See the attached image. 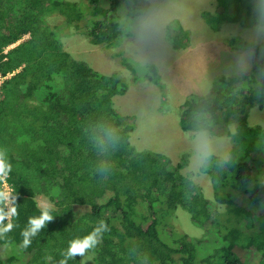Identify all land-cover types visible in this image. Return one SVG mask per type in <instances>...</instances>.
<instances>
[{
  "label": "trees",
  "instance_id": "obj_1",
  "mask_svg": "<svg viewBox=\"0 0 264 264\" xmlns=\"http://www.w3.org/2000/svg\"><path fill=\"white\" fill-rule=\"evenodd\" d=\"M121 6L120 15L135 21L150 3L0 0V160L16 209L11 228L0 232V246L13 247L0 264L246 263L234 248L256 254L257 264H264V216L258 220L254 214L264 204V180L252 175L255 166L264 170V128L248 123L250 109L264 107V40L226 38L230 51L251 52L250 67L217 75L207 95L189 94L179 105L183 132L222 135L231 142L224 161L211 157L202 168L213 191L212 199L205 198L180 172L185 156L172 165L162 153L130 143L135 126L112 102L127 92L123 79L95 71L63 48L61 34L79 32L134 73L122 50L131 33L124 34L117 21ZM260 16L264 0H215L214 12L202 14L214 29L228 23L264 26ZM166 37L174 50L187 45V31L172 21ZM143 79L165 97L154 64ZM241 195L247 208L237 205ZM37 196L52 207L41 208ZM178 209L203 231L201 238L172 226L166 231L165 216ZM0 210L5 213L3 202ZM45 210L51 219L32 234L30 220ZM95 229H100L96 243L83 258L69 256L71 243Z\"/></svg>",
  "mask_w": 264,
  "mask_h": 264
},
{
  "label": "rangeland",
  "instance_id": "obj_2",
  "mask_svg": "<svg viewBox=\"0 0 264 264\" xmlns=\"http://www.w3.org/2000/svg\"><path fill=\"white\" fill-rule=\"evenodd\" d=\"M77 1L85 3V0ZM147 1L150 6L146 14L135 21H128L120 15L122 6L118 12L117 21L124 34L131 33L122 50L134 73L107 58L98 46L91 45L79 32L62 33L60 39L72 57L87 62L102 74L117 73L127 84V92L112 97V102L115 109L126 115L135 126L129 140L134 148L162 153L170 158L172 165L185 156L187 163L180 170L181 174L197 184L198 192L205 198L212 199V182L202 168L207 169L211 157L218 158L220 162L226 159L231 147L230 139L217 134L183 132L178 124L179 105L189 94L207 95L217 75L246 71L251 64V52L230 51L224 41L231 36L254 43L263 41L264 26L241 27L228 23L212 28L202 14L214 12L215 0ZM260 17L261 20L264 18ZM171 21L188 33L187 45L183 49L174 50L166 37V24ZM149 64L157 67L164 84V98L155 85L143 79ZM248 123L264 128V107L261 110L251 108ZM229 129L232 130L233 126L230 125ZM261 168L255 166L252 175L264 180ZM36 201L41 208L52 207L44 196H37ZM237 205L247 208L244 195L237 198ZM223 210L222 205L219 212ZM254 214L258 220L264 216V204L254 210ZM163 222L167 232L173 231L174 227L191 238L203 235V231L190 222L188 213L180 209L165 216ZM12 250V246H0V257L7 256ZM234 252L241 261L246 260L244 264H257L256 254L238 248H234ZM81 256L83 258V254ZM88 260L89 255L84 262Z\"/></svg>",
  "mask_w": 264,
  "mask_h": 264
},
{
  "label": "clouds",
  "instance_id": "obj_3",
  "mask_svg": "<svg viewBox=\"0 0 264 264\" xmlns=\"http://www.w3.org/2000/svg\"><path fill=\"white\" fill-rule=\"evenodd\" d=\"M6 165L3 163L2 160H0V184L4 185L5 190L4 191H0V202L6 201L7 200V196H8V192H7V184H6V180H5V176H6ZM10 214L15 215L16 214V209L15 207L10 209ZM6 214L3 213L2 210H0V221H2L4 219V216ZM51 217L48 215V212L45 210L40 218L38 219H31L30 223H31V229L30 232L32 234H35L36 230L39 229L46 220H50ZM102 226H103V221L101 222ZM11 228V224H9L7 227L4 228H0V232H4L7 231L8 229ZM100 231V229H95L93 231L92 234L88 235L87 237H85L83 240H78V241H74L71 243L69 249H68V255L69 256H74L76 254H83L84 250L86 248H90L92 245H94L96 243L95 240V235ZM25 235V240L23 241V245L22 247H26L29 243V241L27 240V235L28 233H24ZM61 264H64V261H61Z\"/></svg>",
  "mask_w": 264,
  "mask_h": 264
},
{
  "label": "built area",
  "instance_id": "obj_4",
  "mask_svg": "<svg viewBox=\"0 0 264 264\" xmlns=\"http://www.w3.org/2000/svg\"><path fill=\"white\" fill-rule=\"evenodd\" d=\"M1 82V80H0ZM5 180H6V184H7V192H8V196H7V200L3 201V207H4V212H5V216H4V222L6 227L11 223V219H12V214H10V209L14 207V197H13V190H12V186L10 185V183L7 181V174L5 176ZM0 189L1 191H4V185L0 184Z\"/></svg>",
  "mask_w": 264,
  "mask_h": 264
}]
</instances>
